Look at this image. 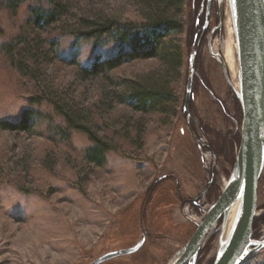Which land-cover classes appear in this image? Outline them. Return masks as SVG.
Masks as SVG:
<instances>
[{"label": "rangeland", "instance_id": "rangeland-1", "mask_svg": "<svg viewBox=\"0 0 264 264\" xmlns=\"http://www.w3.org/2000/svg\"><path fill=\"white\" fill-rule=\"evenodd\" d=\"M158 2L0 0V264H90L141 239L144 215L151 227L153 216L164 213H205L223 191L237 154L228 142L241 132L242 117L210 55L208 37L220 23L216 2L201 43L207 0H185L169 12L182 25L164 42L178 52L175 64L157 56L104 66L120 52L118 41L150 25ZM194 20L199 35L192 43ZM226 22L224 14L212 46L236 76ZM161 85L169 97L161 106L137 107V90ZM25 113L23 130L2 127ZM189 122L216 157L195 141ZM214 167L212 198L193 205ZM258 191L257 237L264 234V220L255 223L264 218V173ZM155 230L145 252L103 264L155 263L158 257L150 261L146 253L154 249ZM167 231L162 248L170 253L183 240L176 244L175 230ZM219 233L216 227L206 238L201 264L213 263ZM244 264H264V250Z\"/></svg>", "mask_w": 264, "mask_h": 264}, {"label": "water", "instance_id": "water-1", "mask_svg": "<svg viewBox=\"0 0 264 264\" xmlns=\"http://www.w3.org/2000/svg\"><path fill=\"white\" fill-rule=\"evenodd\" d=\"M218 2L220 23L210 34L209 50L210 55L222 66L227 83L242 108V139L234 167L220 197L198 225L179 261L185 258L196 259L208 233L221 222L213 264H244L264 250V240L252 239L258 187L264 173V0H226V8L224 0ZM211 5L212 0H208L203 34L210 25ZM224 14L234 39L233 68L236 76L232 75L224 55L211 45L214 33L224 26ZM196 57L197 53L193 51L188 70L186 111L192 91ZM143 242L132 248L108 252L90 264H103L133 254L141 248Z\"/></svg>", "mask_w": 264, "mask_h": 264}, {"label": "trees", "instance_id": "trees-1", "mask_svg": "<svg viewBox=\"0 0 264 264\" xmlns=\"http://www.w3.org/2000/svg\"><path fill=\"white\" fill-rule=\"evenodd\" d=\"M185 0H159L158 2V12L156 16L151 19L149 26L143 28L142 31H139L135 36L131 38H123L119 42L120 52L114 58H109L104 66L110 67L115 66L117 63H121L124 60L128 59H137V58H154L157 56H162L164 60L166 59L173 64L177 59L178 52L173 53L165 46V40L171 35L172 32H178L181 29V23L175 21L172 17H169V12L174 8L178 9L184 4ZM203 0H201L200 4ZM156 7V6H155ZM40 19V18H39ZM54 17L51 15L48 19V22H52ZM199 24L196 20L193 21L191 28V42H194L196 39L197 30ZM197 40V39H196ZM195 40V41H196ZM191 44V43H190ZM171 52V53H170ZM169 63V62H168ZM135 104L141 109H148L161 106L166 99H168L167 90L164 89L163 85L161 87H154L153 89L141 88L136 91V94L133 95ZM237 104L239 102L237 100ZM29 114L25 113L24 118L19 123L14 122H2V127L8 130L18 131L23 130L26 127V124L29 123ZM1 124V123H0ZM237 140L240 143V136H233L229 144V152L231 153V148L233 147L234 141ZM96 151V150H94ZM264 220V218L257 219ZM255 228V224L253 229Z\"/></svg>", "mask_w": 264, "mask_h": 264}, {"label": "flooded vegetation", "instance_id": "flooded-vegetation-1", "mask_svg": "<svg viewBox=\"0 0 264 264\" xmlns=\"http://www.w3.org/2000/svg\"><path fill=\"white\" fill-rule=\"evenodd\" d=\"M215 2H216V5H218V8H219V2H218V0H212L210 25H209V28L207 29V31H206L205 34H203V31H202V33H201V39H200V42L199 43H201L206 38V36L208 35V33L210 34V32H208V31L211 28L210 26H211V23L213 21L212 12H213V4H215ZM207 3H208V0H207ZM224 7L226 8V0H224ZM219 17H220V14H219ZM205 21H206V19H205ZM218 31H220V30H217V32ZM217 32H215V33H217ZM215 33L213 35L211 45H213V43H214V39H215V35H216ZM208 38H209V41H210L211 36L209 35ZM209 46H210V43H209ZM234 97H235V100L237 101L236 96H234ZM239 112H240V115L242 117V124H243V112H242V108H241L240 104H239ZM188 125H189L190 132H191L193 138L195 139V141L198 144H200V145L206 146V148L216 157L217 156V153L213 149V147L211 148L209 145L207 146L206 144H203L201 142V140H200V137L198 135L197 130H195V128L192 125V123L189 122ZM235 136H240V143H238V141L235 140L234 143H233V147L230 150L231 152H234L235 150H236V152L238 151V148H239V146L241 144V139H242V128H241V132L240 133L239 132L238 133L237 132L235 133ZM236 156H237V154H236ZM235 161H236V159H235ZM234 164H235V162H234ZM233 167H234V165H233ZM233 167H232V169H233ZM211 178L212 179H210L208 181L206 187L204 188V191L201 192L199 195H197L196 199L191 200V202L193 203V205L198 206L200 203H202V200H204V202H206V200H208V197H209V199L212 198L211 191L214 188L215 183H216L215 167L211 171ZM258 189H259V187H258ZM258 194H259V191H258ZM220 195H219V197H220ZM218 198L216 199V201L213 204H215L217 202ZM209 208L206 210L205 213H192V214H190V213H164L165 215H160L159 217H156L155 216V218H154V216H153V220L152 219L150 220V222L152 224L151 227H148V225H147V223H148L147 216L144 215L143 217H141V224L142 223L144 224L141 227L142 238L139 239V240H137V242L133 246H131L130 248L136 246L142 240L144 241L143 242V245L141 246V248L137 252H135L133 254H130L128 256L136 255V254H138V253H140L142 251L145 252L146 251V248L145 247L150 242L149 241L150 240V232H151L150 230L156 228V230L159 229V231H158L159 233H157L158 234V237L156 238V241H155V244H154V247H153L154 249L148 250L146 253H149V255H147V256H148V259L150 261L153 260V258L155 256L158 257V259L156 260L155 263H148L147 261L144 260V262H146V264H201L202 256H204V254H205L204 243H205L206 239L203 242V244L201 245V249H200L199 254H198V256H197L196 259H192L191 260L190 258H185V259H183L182 262H180L179 259H181L183 257V253L182 252L184 251V249H185L186 245L188 244V242L190 241L191 237L197 231L198 225L204 220L205 216L207 215V213L209 211ZM257 210H258V208H257ZM195 216H196V218H194ZM191 217L194 218L192 221L190 219ZM154 219H156V220H154ZM220 223L216 227H219L220 226ZM191 225L194 228V232L190 236V226ZM216 227H215V229H216ZM169 228H170V230H175V232H176V234H173V235L174 236H177V238L176 239H175V237L172 238L173 241H175L176 244H177V241L180 240V237H181V239L183 240V242L180 243V244H178V245L174 244L176 246L175 247L172 246L171 248H175V251L172 250L170 253H168V252L166 253L165 249L162 248L163 247L162 246L163 245V240H164L165 236H161V235L168 234L167 233L168 232L167 230H169ZM161 229L163 231H160ZM211 231L208 233V235L211 233ZM208 235H207V237H208ZM252 239L255 240V241L264 240V234L261 235V236H259V237H257V236L254 235V233H252ZM153 252H155V253H153ZM150 254H154V255H150ZM142 258L140 259L141 261H142ZM214 260H215V257H214ZM213 263H214V261H213Z\"/></svg>", "mask_w": 264, "mask_h": 264}, {"label": "bare ground", "instance_id": "bare-ground-1", "mask_svg": "<svg viewBox=\"0 0 264 264\" xmlns=\"http://www.w3.org/2000/svg\"><path fill=\"white\" fill-rule=\"evenodd\" d=\"M228 48H229V46H228ZM230 50V49H229Z\"/></svg>", "mask_w": 264, "mask_h": 264}]
</instances>
